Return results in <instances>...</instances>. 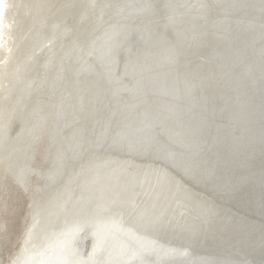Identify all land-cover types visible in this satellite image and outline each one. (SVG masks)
Wrapping results in <instances>:
<instances>
[{
  "label": "bare ground",
  "instance_id": "obj_1",
  "mask_svg": "<svg viewBox=\"0 0 264 264\" xmlns=\"http://www.w3.org/2000/svg\"><path fill=\"white\" fill-rule=\"evenodd\" d=\"M0 182L8 264H264V0H0Z\"/></svg>",
  "mask_w": 264,
  "mask_h": 264
},
{
  "label": "rangeland",
  "instance_id": "obj_2",
  "mask_svg": "<svg viewBox=\"0 0 264 264\" xmlns=\"http://www.w3.org/2000/svg\"><path fill=\"white\" fill-rule=\"evenodd\" d=\"M2 185V186H1ZM31 196L26 201L16 192L9 190L0 182V224L6 225L7 234H0V264H8L10 258L20 252L16 249L23 232L22 216L27 219ZM3 247V248H2Z\"/></svg>",
  "mask_w": 264,
  "mask_h": 264
}]
</instances>
